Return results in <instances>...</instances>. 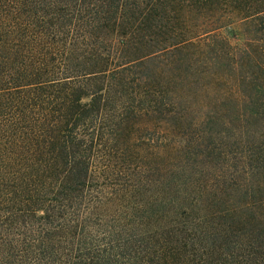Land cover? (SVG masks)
I'll use <instances>...</instances> for the list:
<instances>
[{
	"label": "trees",
	"instance_id": "1",
	"mask_svg": "<svg viewBox=\"0 0 264 264\" xmlns=\"http://www.w3.org/2000/svg\"><path fill=\"white\" fill-rule=\"evenodd\" d=\"M0 264H264V0H0Z\"/></svg>",
	"mask_w": 264,
	"mask_h": 264
}]
</instances>
